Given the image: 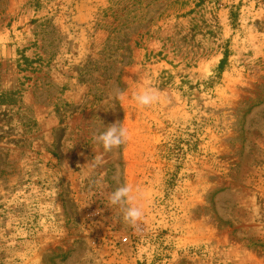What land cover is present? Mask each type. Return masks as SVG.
I'll list each match as a JSON object with an SVG mask.
<instances>
[{
    "label": "rangeland",
    "instance_id": "374dc122",
    "mask_svg": "<svg viewBox=\"0 0 264 264\" xmlns=\"http://www.w3.org/2000/svg\"><path fill=\"white\" fill-rule=\"evenodd\" d=\"M0 264H264V0H0Z\"/></svg>",
    "mask_w": 264,
    "mask_h": 264
},
{
    "label": "clouds",
    "instance_id": "9594fccd",
    "mask_svg": "<svg viewBox=\"0 0 264 264\" xmlns=\"http://www.w3.org/2000/svg\"><path fill=\"white\" fill-rule=\"evenodd\" d=\"M118 96L123 99L124 92H118ZM141 107H148L159 100L156 92L151 88H144L133 97ZM129 139V131L122 123L116 122L106 128V131L95 137V140L102 144L105 151H112L119 148ZM133 188L125 184L116 190L108 193L109 204L119 206L123 210V219L131 226L135 227L143 217L142 208L133 204Z\"/></svg>",
    "mask_w": 264,
    "mask_h": 264
},
{
    "label": "trees",
    "instance_id": "16d2710c",
    "mask_svg": "<svg viewBox=\"0 0 264 264\" xmlns=\"http://www.w3.org/2000/svg\"><path fill=\"white\" fill-rule=\"evenodd\" d=\"M225 57H226V54L224 53V57L220 60L219 64H218V71H220L223 67V63L225 61Z\"/></svg>",
    "mask_w": 264,
    "mask_h": 264
}]
</instances>
